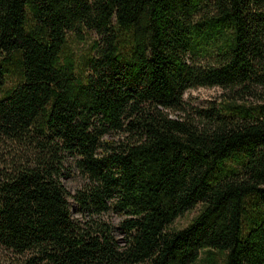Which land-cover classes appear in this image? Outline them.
I'll use <instances>...</instances> for the list:
<instances>
[{
	"label": "trees",
	"instance_id": "1",
	"mask_svg": "<svg viewBox=\"0 0 264 264\" xmlns=\"http://www.w3.org/2000/svg\"><path fill=\"white\" fill-rule=\"evenodd\" d=\"M0 251L264 264V0H0Z\"/></svg>",
	"mask_w": 264,
	"mask_h": 264
},
{
	"label": "rangeland",
	"instance_id": "2",
	"mask_svg": "<svg viewBox=\"0 0 264 264\" xmlns=\"http://www.w3.org/2000/svg\"><path fill=\"white\" fill-rule=\"evenodd\" d=\"M95 37L94 35L85 36L84 39L81 41H74L72 36L68 34V49L72 53V55L78 60L81 54H83L86 48L90 45L91 40ZM8 85L10 82L8 81ZM222 91L219 88H197V89H190L183 93L182 99L183 101L192 108H202L205 109L209 106L211 102H217L222 99ZM63 186L66 191L72 194L80 185L81 181L79 177L75 174L66 177V179L62 180ZM194 212L184 215L183 217L178 218L174 222V226L177 228L183 227L188 220L193 216ZM110 222L114 227L117 226L118 217L111 216ZM114 236L117 238L118 242L120 243L121 236L120 234L115 231ZM9 255L3 251H0V260L5 259Z\"/></svg>",
	"mask_w": 264,
	"mask_h": 264
}]
</instances>
